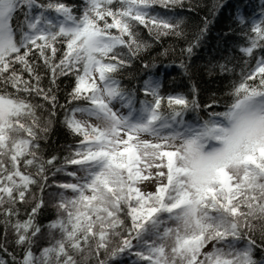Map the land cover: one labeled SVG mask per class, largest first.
<instances>
[{
	"label": "snow or ice",
	"instance_id": "obj_1",
	"mask_svg": "<svg viewBox=\"0 0 264 264\" xmlns=\"http://www.w3.org/2000/svg\"><path fill=\"white\" fill-rule=\"evenodd\" d=\"M184 6L185 0H85L76 14L63 0H0V252L11 264H114L126 252L137 264H264V55L255 52L264 50V13L245 33L239 50L248 59L223 111L213 110L215 99L201 106L195 95H162L161 82L151 77L143 88L151 98L137 108L134 93L117 79L151 47L140 26L156 41L184 36L175 16ZM35 8L41 10L32 14ZM21 9L27 11L14 26ZM205 31L181 53L190 57ZM34 56L49 73L46 88ZM67 76L74 83L67 103L59 104L57 80ZM31 97L50 105L43 123L37 110L44 104ZM117 102L127 114L114 108ZM201 107L207 118L185 119ZM57 108L66 109L62 123L79 139L56 168L74 182L49 185L46 165L57 157L44 160L40 140L47 139ZM71 166L76 170L68 171ZM145 182L154 189L144 190ZM34 185L41 192L61 189L54 194L56 219L45 225L49 243L39 255L33 247L42 235L37 217L45 201L31 192ZM33 202L20 219L17 205ZM9 234L23 249L19 259L8 252ZM0 264L9 261L0 255Z\"/></svg>",
	"mask_w": 264,
	"mask_h": 264
},
{
	"label": "trees",
	"instance_id": "obj_2",
	"mask_svg": "<svg viewBox=\"0 0 264 264\" xmlns=\"http://www.w3.org/2000/svg\"><path fill=\"white\" fill-rule=\"evenodd\" d=\"M49 0H38L39 4H46ZM64 3L72 6L76 14H79L84 7L85 0H63ZM41 9H33L32 14H36ZM27 9H21L14 15L13 24L19 23L23 19V12ZM156 12L163 15H172L171 12L157 7ZM261 13H264V0H185L184 7L175 9V16L183 20L181 25L184 36H164L156 41L149 32L140 26L137 31L140 38L151 45V47L142 52L138 57L133 58L130 65L122 70L117 79L121 81V86L134 93L136 103L141 100L150 99L143 93L144 81L151 78L158 79L161 82V94H184L188 99H192L195 95L201 106L207 105L211 100L217 102L215 111L225 110V105L232 102L231 91L234 82L239 81L241 71L244 67V61L248 59L240 52V48L246 46L245 33L251 27L253 18L259 19ZM50 17H56L55 12L48 13ZM240 17L246 21L245 24L240 23ZM206 31L199 39V45L194 48L193 54L189 57L181 53V49L188 47L190 43H196L197 35L202 29ZM18 38V37H17ZM62 49V45H57ZM165 49L171 51L167 56L160 55ZM257 58L264 55V50L256 49ZM62 54L57 53V59ZM33 59L40 64L38 71L43 77L41 80L42 87L49 86V73L43 67L42 60L38 56ZM186 65L187 71L182 68L181 64ZM149 67H145V65ZM225 64L232 71L221 72L220 65ZM19 67V65H17ZM27 78V73H25ZM74 83L72 76L60 77L57 80L58 91L57 97L59 104H66ZM195 90V91H194ZM33 103L44 104L43 109L37 110V115L41 117V122L48 118L50 105L46 104L39 97L30 98ZM82 106L84 102H79ZM75 105H69L73 107ZM137 107V104H135ZM66 109L57 108L56 116L53 119L51 130L47 135V139H41V153L44 160L56 156L57 160L54 166L46 165V172L49 176L48 184L52 185L53 181L74 182L73 178L65 175L63 172H56V168L60 167L64 162V157L70 151H73L78 137L69 132L62 120ZM208 110L201 107L195 112H187L185 119L195 121L198 118H207ZM76 166H71L68 171H75ZM35 172V169H29ZM54 174V175H53ZM61 191L57 187H45L43 192L36 185L32 186L31 192L37 197H43L45 206L41 209L37 222L42 226V235L37 239L33 252L39 255L40 250L49 243L47 239L48 229L45 225L49 221L56 219L57 212L54 205L57 202L55 193ZM68 197L73 193L68 190L65 192ZM31 199V196H29ZM33 203L18 204L19 218L25 219L27 213L31 211ZM3 236V227L0 226V237ZM58 238V233L56 234ZM14 237L9 234L7 249L9 253H14L19 259L23 255V249L16 246L12 241ZM259 240V237H257ZM135 243V241H134ZM243 242H241L242 244ZM135 250H133L134 252ZM0 255L11 264V257L0 252ZM135 257L133 253L126 252L123 254ZM259 251L256 257H261ZM136 258V257H135Z\"/></svg>",
	"mask_w": 264,
	"mask_h": 264
},
{
	"label": "rangeland",
	"instance_id": "obj_3",
	"mask_svg": "<svg viewBox=\"0 0 264 264\" xmlns=\"http://www.w3.org/2000/svg\"><path fill=\"white\" fill-rule=\"evenodd\" d=\"M153 79H155V78H153ZM136 104H137V108H139V106H140L139 102ZM114 108H119L121 110V112H123L124 114H127V112H128L127 108H121V105L119 102L114 104ZM77 118L78 119H86V117H82L79 114H77ZM91 122L92 123H99L94 118L91 120ZM142 138L151 139V137H142ZM77 174L83 175V173H79V172ZM142 187L144 190L154 189V182H145ZM114 264H137V258L130 257V255H125V256L120 257L117 261H115Z\"/></svg>",
	"mask_w": 264,
	"mask_h": 264
}]
</instances>
